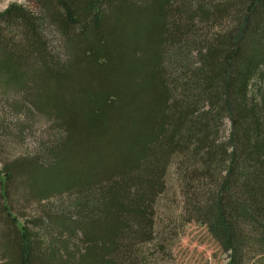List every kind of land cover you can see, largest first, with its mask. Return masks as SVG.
<instances>
[{
    "label": "trees",
    "instance_id": "obj_1",
    "mask_svg": "<svg viewBox=\"0 0 264 264\" xmlns=\"http://www.w3.org/2000/svg\"><path fill=\"white\" fill-rule=\"evenodd\" d=\"M28 1L0 13V134L34 112L62 137L0 171V264H157L173 166L182 221L229 264H264V0ZM17 179L27 198L78 202L34 233L11 213Z\"/></svg>",
    "mask_w": 264,
    "mask_h": 264
},
{
    "label": "rangeland",
    "instance_id": "obj_2",
    "mask_svg": "<svg viewBox=\"0 0 264 264\" xmlns=\"http://www.w3.org/2000/svg\"><path fill=\"white\" fill-rule=\"evenodd\" d=\"M12 5L28 7L30 3L28 0H0V13L5 12ZM2 101L4 100L0 101V106H5ZM2 119L0 113V120ZM17 119L16 116L10 117L6 114L4 123L9 130H7L8 136L0 134V171L14 162L49 160V156L44 152L46 145L62 137L57 131L55 122L47 120V117L41 118L34 112L31 121L25 122L24 132L19 134V131L13 129ZM230 132L231 123L227 120L222 138L228 139ZM167 173L166 190L155 206L156 237L159 239L164 237L165 243L153 252L152 258L157 261V264H229L230 253L220 247L206 226L198 222L184 223L182 221L184 205L182 181L177 174L176 167H171ZM16 183H18L17 186L10 190L13 204L10 203L11 213L20 223L30 227L31 231L33 229L34 233L36 228L31 223L43 218L45 211L60 214L68 211L71 204L78 202L76 197L66 196V194L63 197L54 196L40 202L34 198H27L23 189L19 188L22 185L21 182L19 183L17 179ZM2 188L0 184V214L3 203ZM159 233L163 235L159 236ZM70 241V250L76 252L79 257L84 249L83 244L76 239ZM93 263L94 261L91 260L89 264Z\"/></svg>",
    "mask_w": 264,
    "mask_h": 264
}]
</instances>
